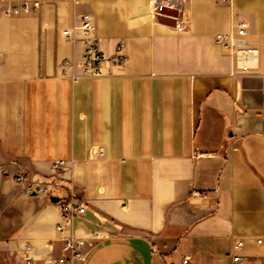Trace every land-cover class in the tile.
<instances>
[{
	"label": "crops",
	"instance_id": "crops-1",
	"mask_svg": "<svg viewBox=\"0 0 264 264\" xmlns=\"http://www.w3.org/2000/svg\"><path fill=\"white\" fill-rule=\"evenodd\" d=\"M24 1L0 0V264L63 253L61 207L31 180L85 205L84 264H264V0H186L183 32L151 0ZM84 14L127 60L74 80L83 42L62 30ZM241 22L255 55L236 60L215 37Z\"/></svg>",
	"mask_w": 264,
	"mask_h": 264
},
{
	"label": "built area",
	"instance_id": "built-area-1",
	"mask_svg": "<svg viewBox=\"0 0 264 264\" xmlns=\"http://www.w3.org/2000/svg\"><path fill=\"white\" fill-rule=\"evenodd\" d=\"M38 3L34 0H26L23 3L14 6L12 11L14 13L29 12L31 7H36ZM149 14L152 18H168L174 22L173 27L179 32H183L187 28L186 19V0H151L149 6ZM247 23L241 22L237 29L233 32L218 34L215 37V42L225 49L232 52L236 60L244 58V54L255 55V49L248 46L245 42V35L247 30ZM78 35L83 42V52L80 60L76 66L80 69V75H72L74 80L79 77L98 78L105 74L106 64L113 62L115 64H124L127 60L123 53V43L120 42L115 48L113 56L107 54L101 49L99 39L96 35V26L90 15L84 14L81 16L79 23L73 28H65L62 30V36L65 38H75ZM75 64L69 60L64 59L61 62L62 73L66 74L67 70L74 67ZM245 69V67L243 68ZM66 168V161L55 160L53 162V169L59 173ZM18 182H25L24 175L17 177ZM58 185L54 183L31 180L30 187L27 189L28 193L34 192L39 196L53 197L57 196L56 190ZM58 203L61 207L63 219L58 224V229L69 235L64 238L62 247V254L56 257H49L43 260L42 264H84L87 256V247L92 243L83 237L77 236L72 229L73 221L78 216H82L85 211V205L80 203L72 194L65 196H58ZM102 236L97 232L90 234L91 241L101 240ZM260 242V240H258ZM242 240L236 242L238 248L243 247ZM33 248L30 244H24L22 248L21 264H38L34 258ZM176 264V263H167ZM179 264H195L192 258L185 256L181 258ZM232 264H248L245 256L241 254L232 255ZM253 264V263H251Z\"/></svg>",
	"mask_w": 264,
	"mask_h": 264
},
{
	"label": "water",
	"instance_id": "water-1",
	"mask_svg": "<svg viewBox=\"0 0 264 264\" xmlns=\"http://www.w3.org/2000/svg\"><path fill=\"white\" fill-rule=\"evenodd\" d=\"M51 201H52V202H58L59 199H58L57 197H51Z\"/></svg>",
	"mask_w": 264,
	"mask_h": 264
}]
</instances>
